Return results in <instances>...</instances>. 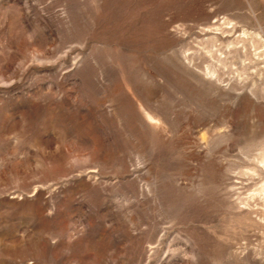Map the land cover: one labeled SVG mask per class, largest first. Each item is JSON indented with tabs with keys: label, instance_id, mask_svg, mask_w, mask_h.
Segmentation results:
<instances>
[{
	"label": "rangeland",
	"instance_id": "1",
	"mask_svg": "<svg viewBox=\"0 0 264 264\" xmlns=\"http://www.w3.org/2000/svg\"><path fill=\"white\" fill-rule=\"evenodd\" d=\"M251 1L0 0V264H264Z\"/></svg>",
	"mask_w": 264,
	"mask_h": 264
},
{
	"label": "bare ground",
	"instance_id": "2",
	"mask_svg": "<svg viewBox=\"0 0 264 264\" xmlns=\"http://www.w3.org/2000/svg\"><path fill=\"white\" fill-rule=\"evenodd\" d=\"M244 4L246 5L248 9V14L252 17L255 16V8L252 4L251 0H242ZM264 1V0H263ZM238 23L240 21H237L236 18L232 15H228L226 13H223L222 17L218 19L214 25L218 26L219 29L221 30V33H228L229 36H226L224 41L229 40V44H236L238 42H243V45L245 46L246 41L249 39L253 43V47H255V50L261 49L258 54L264 55V29L261 28H255V29H248L244 28L243 36H233L235 32L239 31ZM228 25V26H227ZM236 48V47H235ZM237 50V48H236ZM247 53V50L245 54ZM255 70V69H254ZM256 71V70H255ZM144 114L146 115L147 118L152 119V116L149 114V112L143 110Z\"/></svg>",
	"mask_w": 264,
	"mask_h": 264
}]
</instances>
